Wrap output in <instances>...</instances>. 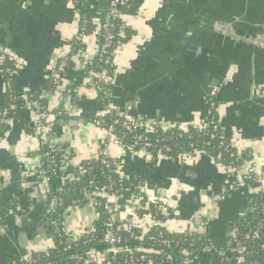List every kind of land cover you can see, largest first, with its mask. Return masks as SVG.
<instances>
[{
	"label": "crops",
	"instance_id": "obj_1",
	"mask_svg": "<svg viewBox=\"0 0 264 264\" xmlns=\"http://www.w3.org/2000/svg\"><path fill=\"white\" fill-rule=\"evenodd\" d=\"M120 19L134 34L117 50L105 109L75 57L58 87L49 89L51 71L77 31L71 0H0V52L22 62L17 90L46 99L49 113V129L43 132L23 101L11 107L9 131L0 141V200H10L15 209L7 213V226L0 227V264H17L53 248L50 227L39 216L49 186L37 154L51 141L65 146L68 161L58 171L66 176L54 184L74 179L70 171L85 162L115 159L120 176L141 181L149 200L165 206L170 232L206 235L225 241V251L229 247L232 223L254 195L250 187L233 186L226 170L205 153L185 161L130 151L89 117L112 111L147 125L198 128L208 113L209 92L216 88L222 135L252 156L256 175L264 178V0H132ZM85 43L96 50L92 36ZM69 88L79 105L65 95ZM7 99L0 75V110ZM59 109L64 119L56 120L53 113ZM113 203L123 230L148 225L149 214ZM67 212L56 228L73 244L74 236L93 228L95 213L88 205H73ZM192 264H217V259Z\"/></svg>",
	"mask_w": 264,
	"mask_h": 264
},
{
	"label": "trees",
	"instance_id": "obj_2",
	"mask_svg": "<svg viewBox=\"0 0 264 264\" xmlns=\"http://www.w3.org/2000/svg\"><path fill=\"white\" fill-rule=\"evenodd\" d=\"M112 1L72 0L74 9L78 14L77 31L70 42L67 55L57 61V66L64 63L63 73L72 66V58L76 57L82 65L84 64L85 77L87 76L89 78L90 71L95 74L93 78H90L92 82H96L100 74H107L113 78L115 67L106 64L105 60L111 51L119 45L128 42L134 33L122 25L120 18L106 20ZM131 2L132 0H127L126 6L120 7L121 13ZM96 22L101 25L107 23L110 26L108 32L113 38L110 41L109 47L105 49V53L103 55H96L92 63L88 65L84 63L80 54L87 46L85 38L95 34ZM103 44L104 32L102 29L101 33L97 36L96 45L100 48ZM14 70V63L8 59L0 70V75L2 76V81L8 96V99L4 102V107L0 110V113L3 110H8L7 116L3 119L7 122L0 123V141L9 131L8 121L13 116V109L11 110V107L15 104L17 105L15 103L17 100L22 102L20 99L21 94L16 86V78L19 74H12L11 71ZM50 77L51 84L49 85V89L54 90L58 87L59 83L55 84L52 75ZM100 85V90L97 91L95 89L99 95L97 100L101 107L106 109L109 106V95L106 94V91L108 87L110 89V85ZM65 95L70 96L79 105L80 99L71 88L67 89ZM27 97V102L37 101L41 109L49 114L46 99L40 98L30 91H28ZM206 101L210 108V113L205 117L203 128L189 127L187 134H183L179 130V127H172L167 133H162L159 129L150 132L144 124L134 127L133 121H128L124 116L116 115L112 111L105 116L89 117L86 120L104 131L109 126H112L115 143L126 149L146 151L167 158H176L183 153L201 151L213 158L215 163L222 166H230L233 172H230L228 176L233 186L237 183H243L254 191V195L247 201L243 215L232 223L231 228L235 229V237L234 239L228 238L230 245L222 256L220 255L221 249L218 246L217 240L211 239L206 235L195 233L177 235L164 227L152 228L148 234H143L136 228L130 230L120 229V223L116 217L113 218L112 222L108 221L109 215L104 209L106 200L101 196L93 197L89 196V194L92 193L94 187H97L103 189L107 195L111 196H137L139 194V186H142V182H131L124 176H120L118 173L119 162L115 159L102 156L97 161L85 162L76 169H71L72 171L70 173L74 175L73 180L61 185L54 184L61 176H66L65 173L56 172L62 164L59 163L57 165L56 162H62L65 146L57 144L61 152L50 154L49 146L47 144H41L37 154L41 157V165L48 180L49 190L46 193L47 198L39 212V216L45 219L50 227L48 231L54 244L53 248L47 251L30 254L31 260L35 262L32 264H75V257L84 261L87 259V254L90 251H103L107 248V244L104 243V237L109 232L116 234L121 239L120 244L117 246L119 248V254L114 258L108 256L116 264H124V260L130 257L131 253L135 259L143 258L144 263L150 261L151 264H182L188 259L194 262L196 260H207L210 257L216 258L217 264H220L221 261L227 264H264V218L262 217L264 212V191L256 192L260 185L256 176H250L248 180L241 181L239 179L241 178L240 172L236 169L245 161L252 162V156L245 151L238 161L236 160V147L230 144L225 136L222 135L218 122H216V109L218 108L216 98L207 97ZM62 112L63 110L59 109L53 113L56 120L64 119ZM211 121H214V124H209ZM213 125H216L215 130ZM140 136L149 139L151 143L150 148L143 149V147L135 145L137 142L136 138ZM217 155H220L219 160L216 159ZM103 159L107 161L109 167L102 164ZM83 172L90 173L91 175L86 176ZM223 194L226 195L225 190ZM143 200L147 199L143 198ZM73 205L90 206L95 216L98 214V219L97 217L95 218L96 221L93 224V232L91 234L68 245L66 235L57 231L56 226L60 224L62 219L68 214V209ZM159 206L160 203L149 204L147 210L142 212V214H149L156 221L166 222L167 217L160 214V210H158ZM14 209L15 206L10 200H0V227L7 226V213ZM260 224H262L263 229L260 231L258 239L252 240L251 236L253 231ZM237 243L243 249L241 262L235 261V257L237 255L239 256L235 251ZM124 248L130 251L123 250ZM184 248L190 249L187 256L182 254ZM204 249L209 251L205 253ZM26 263L21 260L17 264Z\"/></svg>",
	"mask_w": 264,
	"mask_h": 264
},
{
	"label": "built area",
	"instance_id": "obj_3",
	"mask_svg": "<svg viewBox=\"0 0 264 264\" xmlns=\"http://www.w3.org/2000/svg\"><path fill=\"white\" fill-rule=\"evenodd\" d=\"M71 3H72V0H71ZM126 3H127V0H113L111 2V7L109 9V12H108V15L106 17V20L109 21V20H116L118 18H121L122 13L120 11V7H125ZM72 8L74 9L73 4H72ZM74 11L77 13V11L75 9H74ZM96 24H97V26H96V29H95V34L92 35V38H94V40H96L97 36L101 33V30L103 29V32H104V44L101 45L100 48H98L96 46V50H95L94 46H93L94 50L92 48H89L88 45L86 46L85 50L80 54V56L83 58L84 63L85 64L87 63L88 65H90L92 63V60H93V58H95L96 55H103L105 53V49L107 47H109L110 41L113 38L112 35L108 32V29H109L110 26L107 23L101 25V24H98L96 22ZM120 46L121 45H119L116 49H114L113 51H111L108 54V56H107V58L105 60L106 64H108L110 66H115V60L117 58V50H118V48ZM7 59L14 63L15 70L11 71V73L18 75L21 72V69H22V62L19 59H17L15 56H13L12 54L7 53V52H0V70L2 69V67H3V65H4V63L6 62ZM63 68H64V63H61L59 66L55 65L53 67V70L51 71V75L53 77V82L55 84L59 83L60 75L64 71ZM94 76H95V74L92 71H90L88 80L90 81V85L92 86V88H94V89H96L98 91V90H100V86H101L100 84L108 85V86L110 85V87H111V83H112V79L113 78L109 77L107 74L98 75L97 81L96 82H92L90 78H93ZM109 90L110 89L108 87V90L106 91V94H108V95H109ZM216 93H217V89L213 88L209 92L208 97L209 98H216ZM20 94H21L20 99L24 102L26 107L29 109L30 113H32V115L36 119L40 129L43 132H45V131L48 132L47 129H49V126H48L49 123H46V121L48 119V114L44 110L41 109V106L39 105V103H37V101L27 102V100H28V97H27L28 96V91H24V92H22ZM7 113H8L7 109L3 110L0 113V123H6L7 122V121L3 120L4 117L7 116ZM208 113H210V108L208 109ZM62 114H63V112H62ZM65 114H67L66 111H65ZM217 119H218V117H217ZM142 124H144V126L150 132H153V131L159 129L162 133H167L173 127V126H167V125H164V124H161V123H154L152 125H147L144 122L140 123V122H137V121L136 122L133 121V126L134 127L141 126ZM209 124H214V121L209 122ZM203 125H204V123H202L201 126H199V127L203 128ZM213 128L215 130L216 129V125L215 126L213 125ZM179 130L182 131L183 134H187L188 133V128L179 127ZM105 132H106L108 137L113 138V134H112L113 128H112V126H109V128ZM136 141L137 142L135 143V145L141 146V147H143V149H148V148L151 147V143L149 142V139H147L146 137H141V136L137 137ZM48 146L50 148V154H57L58 152H61V150L58 149V147H57V143H54V142L51 141L48 144ZM165 148L168 149L167 147H165ZM128 150L133 151L130 148ZM199 153H203V152L194 151V152H190V153H183V154H181V156L176 157V158L179 159V160H185L186 161L188 159L193 158L194 156H197ZM241 155H242V152L237 151V154L235 155V158H236L237 161H238V159L240 158ZM62 158L65 160L67 158V156L65 157V155L63 154ZM216 159L219 160L220 159V155H217ZM67 162H66V160L62 161L61 162L62 164L60 165V168L56 172L64 170L65 167L63 168L62 165H64ZM56 164L59 165V162H56ZM102 164L104 166H106V167H109V164L104 159L102 161ZM218 165H220V164H218ZM252 165H253L252 162L245 161V162H243V164L240 167L236 168L240 172V175H241V178H239V179L241 181H243V180L246 181V180H248L250 178V176H254V177L256 176L258 178V182L260 183V185H259V187H258L256 192L264 191V178H259L256 175ZM220 166L226 170L227 174H229L230 172H233V169L230 166H222V165H220ZM89 196H93V197L101 196V197H103L106 200L104 209H105V211H107V213L109 215V219H108L109 222H112L113 218L116 217V211H115V206L116 205L113 203L114 199L122 201L123 204L126 206L127 211H130L131 209H133V206L137 207L139 210L141 209V211H146L148 206H149V204H158L159 203L157 201L149 200V198L146 196V193H145V190H144L143 186H139V194L137 196H131V197L111 196V195H107V193H105V191L103 189H99L97 187L93 188L92 193L89 194ZM143 198H146L147 200H143ZM158 210H160V214L165 215L166 217L168 216L167 215V209L165 208L164 205H160L158 207ZM96 217L98 219V214L95 216V218ZM262 217L264 218V212L262 214ZM148 219H149L148 225H146L145 227H142V226H140L138 224H131L129 226L128 230L136 228V229L140 230L143 234H148L149 231L152 228H163V227L167 228L165 226V222L156 221V220H154V218H152L150 216H149ZM120 229H122L121 226H120ZM262 229H263V226H262V224H260L253 231L251 239L252 240L258 239L259 233H260V231ZM92 232H93V228H91L87 233H85L83 235H80L78 237L74 236V240L77 241L80 238H82V237H84V236H86L88 234H91ZM186 234H188V233H186ZM229 237L234 239V237H235V229H231V231L229 233ZM120 241H121L120 237L117 236L116 234L110 233V232L106 233V235L104 237V243L107 244V248L105 250H103V251H97V252H91V253L89 252L87 254V259L84 260V261H82V259H79L78 257H75L74 258L75 259V264H116V262L113 261L112 258H114L116 255L119 254V248L117 246L120 244ZM123 250L130 251V250L125 249V248ZM208 251L209 250L204 249L205 253L208 252ZM235 251L239 254V256L237 255L235 257V261L241 262L242 261L241 253H242L243 249L241 248L239 243L236 244ZM189 252H190L189 248H184L182 250V254L185 255V256H187L189 254ZM129 253H131V252H129ZM220 253L224 254L225 251L224 252L220 251ZM108 256H111L112 258L111 257L108 258ZM22 260L24 262H27L26 264L35 263L34 261L31 260L30 255L26 256ZM192 263L193 262L188 259L182 264H192ZM124 264H151V263H150V261L144 263V259L143 258L135 259V257H133L132 253H131L130 257H128L126 260H124ZM220 264H227V263H225L224 261H221Z\"/></svg>",
	"mask_w": 264,
	"mask_h": 264
},
{
	"label": "water",
	"instance_id": "obj_4",
	"mask_svg": "<svg viewBox=\"0 0 264 264\" xmlns=\"http://www.w3.org/2000/svg\"><path fill=\"white\" fill-rule=\"evenodd\" d=\"M61 124H63V123H61ZM71 125H72V124H71ZM73 125H75V123H74ZM90 175H91V174L88 173L86 176H90ZM179 235H181V234H179ZM71 242H72V241L68 240L67 243H68V244H71ZM218 246L220 247V249H221L222 252L225 251V241H223V240L218 241ZM220 255L222 256L223 253H220Z\"/></svg>",
	"mask_w": 264,
	"mask_h": 264
}]
</instances>
